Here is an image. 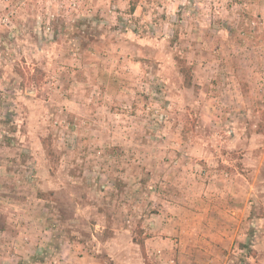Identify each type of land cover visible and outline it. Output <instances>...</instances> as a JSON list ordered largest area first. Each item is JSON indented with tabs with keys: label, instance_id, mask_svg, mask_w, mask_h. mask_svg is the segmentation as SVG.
I'll return each mask as SVG.
<instances>
[{
	"label": "rangeland",
	"instance_id": "374dc122",
	"mask_svg": "<svg viewBox=\"0 0 264 264\" xmlns=\"http://www.w3.org/2000/svg\"><path fill=\"white\" fill-rule=\"evenodd\" d=\"M184 184L202 201L181 221L199 264H264V0H0V201L36 187L37 222L75 208L99 228L105 207L148 191L147 255L175 239ZM12 210L0 202V232L18 237ZM118 219L105 218L109 246ZM0 262L26 264L15 250Z\"/></svg>",
	"mask_w": 264,
	"mask_h": 264
},
{
	"label": "clouds",
	"instance_id": "9594fccd",
	"mask_svg": "<svg viewBox=\"0 0 264 264\" xmlns=\"http://www.w3.org/2000/svg\"><path fill=\"white\" fill-rule=\"evenodd\" d=\"M3 6L8 7V4L5 3ZM31 7L40 9L41 14H43L45 5L38 3L32 4ZM34 30L39 31L38 28ZM44 35L50 36V33L45 32ZM189 154L186 146L183 156ZM160 179V177L153 176V184L159 183ZM176 179L178 180L179 176ZM164 182L174 183L173 180H165ZM177 187L179 188L180 185L177 184ZM36 190V187L24 186L22 195L27 196L28 199L23 200L15 207L8 201H0L13 209L9 214L10 226L20 234L17 237L8 232H0V250L5 252L15 250L23 256L26 264H34V261L29 259L34 250L38 252L36 261H42V264H199L205 259L203 253L193 254L186 247L192 233L181 221L186 211L193 209L201 211L199 205L202 203V201L193 202L188 184H184L180 189V195L172 201L176 217L173 221L176 228L175 239L171 238L173 232L168 231L167 234L170 237L168 242L153 243L150 245L147 255L143 253L141 241L137 235V225L141 207H144L146 201L152 198L150 192L144 191L143 197L138 202H134V197L129 198L127 196L124 197V202L115 201L111 206L114 212L105 207L103 216L98 214L96 218L100 227L93 228L91 223L87 222L88 216L85 214V210H76L75 208L69 210V216L62 218V223L57 221L37 222L35 218L37 204L32 198ZM0 191H6V189H0ZM157 196H159V192H157ZM95 206L100 207V203L97 202ZM113 216L119 218L117 236L120 243L109 246L105 242L107 239L105 218H107V224L110 225ZM164 218L161 217V219ZM46 228H50V234L42 236L41 234ZM158 230H160V225L154 224L152 231L158 233ZM51 234H55L57 237L59 248L56 247V243L49 244ZM69 236H75L84 242L79 245L75 241L69 243L67 239ZM37 237L41 238L37 239ZM36 245L39 246L38 249L34 247ZM213 260L216 261V264H222V261L217 260L216 257H213Z\"/></svg>",
	"mask_w": 264,
	"mask_h": 264
},
{
	"label": "trees",
	"instance_id": "16d2710c",
	"mask_svg": "<svg viewBox=\"0 0 264 264\" xmlns=\"http://www.w3.org/2000/svg\"><path fill=\"white\" fill-rule=\"evenodd\" d=\"M131 9L133 10L134 7L131 6ZM178 59V66H179V71L180 73L183 75L184 77V84L186 86H189L190 83H191V72H190V68L189 66L186 64V62L183 60V59ZM30 79H34L33 81V84L36 85L35 82H37L36 80H38L37 77H34V76H31Z\"/></svg>",
	"mask_w": 264,
	"mask_h": 264
},
{
	"label": "crops",
	"instance_id": "0c3cea01",
	"mask_svg": "<svg viewBox=\"0 0 264 264\" xmlns=\"http://www.w3.org/2000/svg\"><path fill=\"white\" fill-rule=\"evenodd\" d=\"M209 250V249H208ZM207 251V250H206Z\"/></svg>",
	"mask_w": 264,
	"mask_h": 264
}]
</instances>
